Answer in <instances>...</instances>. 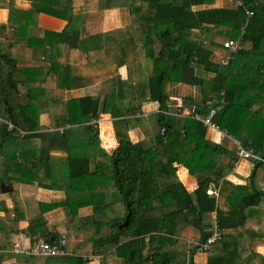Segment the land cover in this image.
Masks as SVG:
<instances>
[{"label":"trees","instance_id":"16d2710c","mask_svg":"<svg viewBox=\"0 0 264 264\" xmlns=\"http://www.w3.org/2000/svg\"><path fill=\"white\" fill-rule=\"evenodd\" d=\"M29 1L26 12L9 3L10 38L0 24V194L7 182L14 202L13 219L0 222L31 242L56 244L62 235L44 214L64 207L67 232L79 236L72 242L66 234L67 255L31 258L40 264H90V256H102V264H264V161L253 162L245 184L232 182L235 147L207 139L202 123L182 115L190 106L205 116L216 109L219 130L264 159V0H243L241 7L224 0L222 8L203 10L194 7L216 0ZM112 9L124 28L118 36L104 31V12ZM247 10L254 12L249 20ZM41 13L68 24L32 37ZM228 39L241 45L222 66L218 56ZM64 45L78 50L77 65L60 61ZM27 58L38 65H22ZM137 62L146 80L133 84L120 69L127 67L130 77ZM98 83L107 87L104 97L66 98ZM180 85L196 95L174 98ZM149 102L158 111L145 115ZM103 115L115 121L118 144L111 150L100 139ZM138 128L152 145L130 139ZM175 164L197 180L195 191L177 178ZM14 183L63 191L65 199L42 203L19 229L27 217ZM211 186L218 195L208 193ZM84 208L91 212L79 216ZM0 209L10 212L5 202ZM215 228L220 239L202 252L206 263H197L198 245L189 240L203 244Z\"/></svg>","mask_w":264,"mask_h":264},{"label":"crops","instance_id":"0c3cea01","mask_svg":"<svg viewBox=\"0 0 264 264\" xmlns=\"http://www.w3.org/2000/svg\"><path fill=\"white\" fill-rule=\"evenodd\" d=\"M9 1V2H8ZM12 2L14 7L18 10L21 11H28L31 8V2L29 0H5L4 2L1 3L0 6V24L7 25L9 29L6 30L5 34L10 38L12 36V32L10 30L9 26V3ZM224 6V0H216L214 5H203V6H197L194 7V10H203V9H211V8H222ZM104 31L106 34L109 35H114V31L119 32V30L122 31V26L120 23V18H119V11L118 10H106L104 12ZM68 22L55 18L53 16L43 14L41 13L38 16V24L37 27L31 28V36L32 37H43L45 34V31H54V32H61L64 30V28L67 26ZM117 35V34H116ZM7 39V38H5ZM124 44H129L128 36L124 38L123 40ZM27 59H24L21 61L22 65L26 66H35L38 65V62L30 61ZM60 61L64 64H72V65H77L79 63V52L78 50L71 49L69 46L64 45L62 47V52H61V58ZM143 64V63H142ZM141 63L139 64L138 62L135 63V65L132 66V73L131 76L129 77L128 74V69L127 67H122L120 69V73L124 79L132 77V83L137 84L139 80H142V75L141 70L144 71V69L141 68V70H138ZM103 85V84H102ZM104 88V85H103ZM101 89V84L98 83L93 86H89L87 88H81V89H75L71 90L66 93V98L67 99H76L84 96H99L98 90ZM105 90L103 91V95L105 94ZM173 96L174 98L177 97H183V96H188V95H196V91L191 89L189 86L185 85H180L176 86L175 88L172 89ZM180 101V100H178ZM179 103V102H178ZM144 111L145 115H149L152 113H155L158 111L157 104L155 103H146L144 104ZM46 121L49 119L47 114H44L41 116V123L43 124V118ZM114 119L110 115H103L102 119L100 120V123L105 125L107 128L111 130V137L110 141L107 145H102L106 149H114L118 142L116 138V133H115V127H114ZM129 137L130 139L137 143V142H142L146 146H150L153 144L154 140L151 138H147L143 131L141 129H135L129 132ZM207 139L219 143V144H228L230 148V142L226 140L225 137H223L222 132L219 130H213V129H207ZM57 154V153H56ZM241 162V161H240ZM174 171L176 173L177 178L184 184L186 189L189 192H193L197 189L198 187V182L196 179H194L188 172L186 168H184L181 165L175 164L174 166ZM254 168V163L253 165H238V167L233 170V172L228 176V179L231 180L234 183L237 184H245L246 179L252 174ZM6 185L7 187H11L10 184L7 182H3L2 185ZM14 189L15 191L18 192L19 194V200H21L23 207H24V213L26 215V220L22 221L19 224V229H25L29 225L28 220L33 218L34 216L38 215L40 213V208L41 204H52V203H59L65 199V193L63 191H54V190H47V189H42L37 186H32V185H27V184H22V183H14ZM218 190L215 189L214 186H211L208 193L210 195H214L213 192H216ZM0 202H5L6 207L10 210V212L6 213L2 209H0V217L5 218L7 220H12L14 217V212L11 210L13 209L14 202L11 196V191L8 192H3L0 194ZM90 210V211H89ZM82 215H86L91 212V208H86L82 209L80 213ZM81 215V216H82ZM45 218L48 221V226L53 228L57 235L60 236L62 234H67L70 237V240L75 241L79 236L78 235H73L69 234L66 230L61 231V226L64 224H67L66 221V216H67V210L64 207H59L54 210H51L49 212H46L44 214ZM10 223H4L0 222V264H40L38 263L34 258L27 257L24 255H14L12 251V246L14 243H22L24 245H29L31 243L30 238H28L26 235L23 233H14L11 229ZM74 238V239H73ZM13 243V244H12ZM11 246V247H10ZM70 252V250H69ZM259 252L264 255V247L259 248ZM102 257V256H101ZM195 260L197 263H206L207 257L205 256L204 253L202 252H197L195 255ZM114 261L119 262L118 260H110L107 264H113ZM103 260L101 261H92L90 264H102Z\"/></svg>","mask_w":264,"mask_h":264},{"label":"built area","instance_id":"2783aa9c","mask_svg":"<svg viewBox=\"0 0 264 264\" xmlns=\"http://www.w3.org/2000/svg\"><path fill=\"white\" fill-rule=\"evenodd\" d=\"M234 3L235 5L239 7L244 6L243 0H234ZM253 16H254L253 11H250V10L246 11L247 20H249ZM240 45H241L240 39H237V40L228 39L223 42V47L221 50L222 57L220 58V64L222 66L228 65L233 60V58L235 57V54L240 49ZM216 113H217V110L212 109L209 115L205 116L203 114H200L194 106H190L182 111L183 116L193 118L194 120L202 123L205 128L219 130V128L213 122V118L216 115ZM11 128H12V125L9 124V129ZM222 135L236 149V155L238 158H237V161L234 163L233 170H235L238 167L240 161L243 159H253L254 161H264L263 157L255 153L254 149L243 147V145L237 138L229 135L227 132H222ZM213 194L218 195V191L213 192ZM220 236H221L220 231H218L217 228H215L213 234L207 239L205 243L197 244L194 239H191L189 240V244H196L198 245L200 252H206L209 250L210 246H212L216 242V240L220 239ZM66 248H67V235L65 233V234H62L60 240L56 244H51L42 238L38 239L37 241L31 242L29 245H24L22 243H14L12 245L11 252L17 256L24 255L27 257L46 258V257L67 255L69 252H67ZM85 258L86 260H89L90 262L100 261L102 259L101 256H90V257H85Z\"/></svg>","mask_w":264,"mask_h":264},{"label":"rangeland","instance_id":"374dc122","mask_svg":"<svg viewBox=\"0 0 264 264\" xmlns=\"http://www.w3.org/2000/svg\"><path fill=\"white\" fill-rule=\"evenodd\" d=\"M122 31H124V28H122ZM114 34H117V36L118 35H120V32H117V31H114ZM122 38H123V36H121ZM121 38V39H122ZM219 52V51H218ZM220 56H218L219 58H221L222 57V55L221 54H219ZM205 75H207V74H205ZM208 77V76H207ZM142 80H146V76H145V74H143L142 75ZM106 87V86H105ZM103 88V85L101 84V89L100 90H98V94H99V96L101 97L102 95H103V90L104 89H106V88ZM105 96V95H104ZM103 96V97H104ZM102 97V98H103ZM24 101V100H23ZM43 125H45V126H49V119L46 121V117H45V119L43 118ZM99 132H100V139H101V143H102V145H107L108 143H109V141H110V137H111V130L109 129V128H107L104 124L102 125L100 122H99ZM151 139H153V138H151ZM231 145V144H230ZM231 147H232V145H231ZM233 148V147H232ZM253 162H254V160H250V159H243V160H241V162H240V165H253ZM253 170H254V168H253ZM176 174V173H175ZM257 181L259 182V185H260V183L262 182V180L261 179H259V178H257ZM261 189H264V186H261ZM84 209H86V208H84ZM90 211V210H89ZM83 214V212L82 213H79V216H81ZM79 216H77V217H79ZM70 221V217L68 216V213H67V216H66V223H68ZM61 231L62 230H66V224L64 225H62L61 227ZM74 239V238H73ZM13 244V243H12ZM12 246V245H11ZM10 246V247H11ZM101 261H102V259H101ZM110 260H108V262H109ZM107 262V263H108ZM103 263V262H102ZM113 264H117V261H114L113 262Z\"/></svg>","mask_w":264,"mask_h":264},{"label":"water","instance_id":"95a60500","mask_svg":"<svg viewBox=\"0 0 264 264\" xmlns=\"http://www.w3.org/2000/svg\"><path fill=\"white\" fill-rule=\"evenodd\" d=\"M1 187H2V191L5 192V193L8 192V191H11V188L10 187H7L4 184Z\"/></svg>","mask_w":264,"mask_h":264}]
</instances>
